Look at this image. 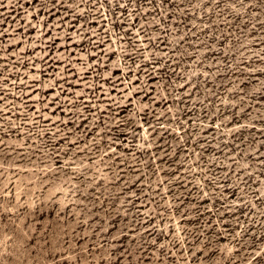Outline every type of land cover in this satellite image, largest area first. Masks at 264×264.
Wrapping results in <instances>:
<instances>
[{
    "label": "rangeland",
    "instance_id": "374dc122",
    "mask_svg": "<svg viewBox=\"0 0 264 264\" xmlns=\"http://www.w3.org/2000/svg\"><path fill=\"white\" fill-rule=\"evenodd\" d=\"M0 264H264V0H0Z\"/></svg>",
    "mask_w": 264,
    "mask_h": 264
}]
</instances>
